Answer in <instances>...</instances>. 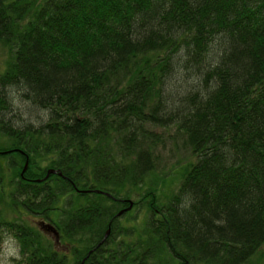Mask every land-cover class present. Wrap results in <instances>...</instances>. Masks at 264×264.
<instances>
[{
	"label": "trees",
	"instance_id": "obj_1",
	"mask_svg": "<svg viewBox=\"0 0 264 264\" xmlns=\"http://www.w3.org/2000/svg\"><path fill=\"white\" fill-rule=\"evenodd\" d=\"M0 42L20 264H264V0H0ZM165 127L194 161L161 202L142 187Z\"/></svg>",
	"mask_w": 264,
	"mask_h": 264
},
{
	"label": "rangeland",
	"instance_id": "obj_2",
	"mask_svg": "<svg viewBox=\"0 0 264 264\" xmlns=\"http://www.w3.org/2000/svg\"><path fill=\"white\" fill-rule=\"evenodd\" d=\"M9 58V48L0 42V75L5 71ZM9 97L13 104L12 115H21L22 104L18 93L15 92L14 95L9 94ZM156 132L163 137V144L158 147L161 163L158 171L146 178L145 185L142 188L146 189L149 185H152V187L156 190V195L162 202L166 201L168 197L175 192L184 172V167L188 163L193 162L194 157L190 155L188 149L185 147L181 136L176 134V128H158L156 129ZM1 143H3V138H0V144ZM0 157L4 159V156ZM0 163L2 165L5 164L2 159H0ZM137 199L138 196L136 195H133L130 198V200L134 203ZM136 209L137 207L132 209L128 217L121 218L120 223L123 225L128 224V220L133 218ZM144 212L145 209H141L136 222H130V224L136 226L142 225L143 220L145 219ZM31 221L32 224L36 226V223L41 220L36 217H32ZM62 246L64 247L66 244L64 243ZM63 247L60 249H63ZM18 259L19 254L17 242L13 238L4 235L2 241L0 242V264H20Z\"/></svg>",
	"mask_w": 264,
	"mask_h": 264
},
{
	"label": "water",
	"instance_id": "obj_3",
	"mask_svg": "<svg viewBox=\"0 0 264 264\" xmlns=\"http://www.w3.org/2000/svg\"><path fill=\"white\" fill-rule=\"evenodd\" d=\"M26 167H27V161H26L25 164H24V168H23V170H22V173L25 171ZM56 172H57V171H56V170H53V169L48 170V171H47V174H46V176H45V178H47L49 174H55ZM58 175H61V173L58 172ZM95 192L98 193V194H101V193H102V192H100V191H95ZM102 194H103V193H102ZM105 195L109 197L108 194L105 193ZM125 202H127L128 207L125 208V209H123V210H120V211L117 213L116 217H119V216H121L124 212H128V211H130V210L132 209V207H133V202L130 201V200H126ZM48 230L51 231V233H52V235H53L55 241L58 242V233H57V231H56L55 229H53V228H51V229L49 228ZM109 232H110V230L108 229L107 232H106V234H105V237L109 235Z\"/></svg>",
	"mask_w": 264,
	"mask_h": 264
},
{
	"label": "bare ground",
	"instance_id": "obj_4",
	"mask_svg": "<svg viewBox=\"0 0 264 264\" xmlns=\"http://www.w3.org/2000/svg\"><path fill=\"white\" fill-rule=\"evenodd\" d=\"M130 201H131V200H130ZM124 202H125V201H124ZM132 202H133V201H132ZM125 203L127 204V202H125ZM133 204H134V203H133ZM127 205H128V204H127ZM127 207H128V206H127ZM127 207H126V208H127ZM132 208H133V207H132ZM124 209H125V208H124ZM122 210H123V209H122ZM130 211H131V210H130ZM128 212H129V211H128ZM124 213H126V212H124Z\"/></svg>",
	"mask_w": 264,
	"mask_h": 264
}]
</instances>
